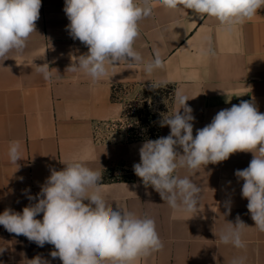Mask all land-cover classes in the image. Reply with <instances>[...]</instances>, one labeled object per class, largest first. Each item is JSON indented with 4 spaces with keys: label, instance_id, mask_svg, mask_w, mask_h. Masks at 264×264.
<instances>
[{
    "label": "crops",
    "instance_id": "1",
    "mask_svg": "<svg viewBox=\"0 0 264 264\" xmlns=\"http://www.w3.org/2000/svg\"><path fill=\"white\" fill-rule=\"evenodd\" d=\"M41 2L37 32L24 52L13 51L0 61V214L8 207L22 212L35 202L27 196L40 191L50 169L59 171L70 161H80L102 173L101 194L114 209L155 221L163 248L135 264H231L238 257H246V264H264V232L255 227L241 194L243 180L235 176L236 170L248 167L251 152L234 153L195 172L177 169L176 175L189 177L202 190L198 211L185 213L169 207L151 186L146 188L133 170L142 144L169 135L168 126L148 139L130 138L123 126L114 138L98 135L103 124L116 123L125 114L127 100L113 98L114 89L122 85H172L168 117L178 109L175 93L186 95L195 117L194 137L220 110L242 100L264 113V8L226 31L215 18L202 19L192 10H167L159 0H150L153 12L139 22L134 48L145 62L158 49L164 67L147 74L143 64L121 61L109 65L108 75L94 82L83 71H66L88 48L69 35L65 0ZM205 51L210 54L203 55ZM44 63L58 70L50 80L36 71V65ZM16 140L22 144L18 165L8 157L9 145ZM117 165L131 177L105 180L106 172ZM237 216L249 226L243 249L219 240L220 231ZM54 250L53 245L39 247L0 225V264H28L37 255L50 264H62L51 257Z\"/></svg>",
    "mask_w": 264,
    "mask_h": 264
},
{
    "label": "clouds",
    "instance_id": "2",
    "mask_svg": "<svg viewBox=\"0 0 264 264\" xmlns=\"http://www.w3.org/2000/svg\"><path fill=\"white\" fill-rule=\"evenodd\" d=\"M159 4L172 11L192 10L202 19L215 18L226 31L251 20L258 9L264 8V0H159ZM41 7V0H0V61L7 60L13 51L24 52L31 34L37 32ZM63 11L70 22L66 26L69 35L88 48L87 54L75 57L66 71H83L97 82L108 75L109 65L121 61L143 64L147 74L164 67L158 49L154 58L145 62L134 48L140 35L139 22L152 15L150 0H65ZM36 71L45 80L58 74L48 63L36 65ZM188 100L181 92L175 93L178 109L160 122L161 127L170 128V134L142 144L140 162L133 165L135 175L173 210L196 213L202 190L189 177L176 175L177 169L195 172L201 166L226 161L234 153L251 152L248 167L236 170L235 176L243 180L241 194L248 201L255 227L264 232V113L253 102L242 100L220 110L211 123L196 130L194 137L195 117ZM8 157L13 164L22 160L19 140L10 143ZM64 165L59 171L50 169L40 191L27 196L35 202L22 212L5 208L0 225L39 247L53 245L55 250L50 255L62 264H135L162 250L163 242L152 218L114 209L105 200L101 172L80 161ZM25 191L30 193V189ZM229 205L226 203L230 213ZM41 213L42 220L37 219ZM248 227L237 216L235 223L228 222L220 231L219 240L243 249V233ZM28 264L50 262L37 255ZM231 264H246V257L234 258Z\"/></svg>",
    "mask_w": 264,
    "mask_h": 264
},
{
    "label": "rangeland",
    "instance_id": "3",
    "mask_svg": "<svg viewBox=\"0 0 264 264\" xmlns=\"http://www.w3.org/2000/svg\"><path fill=\"white\" fill-rule=\"evenodd\" d=\"M152 87V86H151ZM163 89L167 90L168 88L165 86ZM149 93V97L144 98L145 95ZM159 93L156 91L155 88H150V85L146 86H131V85H122L116 89L115 97L116 99H122L128 101L139 99V104L133 108L134 110L131 111L128 115L122 117V120L116 123H109L103 124L99 129V136L102 139L107 138L108 136L115 137V132L123 126L129 133L131 137H137L141 135V132H145L143 130V122L140 119L145 118V114L152 113V114H160V118L168 117L167 113H162L159 110V103L161 101ZM129 101V102H130ZM170 104V101H168ZM143 113L142 115L140 113ZM138 116L140 119H138ZM120 165L115 166L111 170H108L104 175L105 180H116L122 179L124 177H131V175L122 174L120 171Z\"/></svg>",
    "mask_w": 264,
    "mask_h": 264
},
{
    "label": "trees",
    "instance_id": "4",
    "mask_svg": "<svg viewBox=\"0 0 264 264\" xmlns=\"http://www.w3.org/2000/svg\"><path fill=\"white\" fill-rule=\"evenodd\" d=\"M152 85H150V88ZM158 86L156 89V91L159 93L160 96V103H159V110L162 113H167L169 112V104L168 101H170L172 94H173V90L174 87L172 85H156ZM167 87L168 89L165 90L163 89V87ZM149 97V93H147L145 95L144 98ZM113 98L116 99L115 97V89H114V93H113ZM139 104V99L136 100H132L130 102L127 103L126 109H125V115H128L131 111H133L137 105ZM141 115L143 114L142 112L140 113ZM138 119L139 116H138ZM163 118H160V114H152V113H147L145 114V118L144 119H140L143 122V130H145V132H141V135L137 136L138 138H142V139H148V138H155L158 136L159 131H160V122Z\"/></svg>",
    "mask_w": 264,
    "mask_h": 264
}]
</instances>
